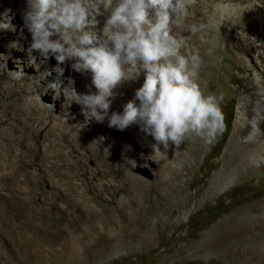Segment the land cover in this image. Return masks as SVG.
Returning a JSON list of instances; mask_svg holds the SVG:
<instances>
[{
  "label": "rangeland",
  "instance_id": "374dc122",
  "mask_svg": "<svg viewBox=\"0 0 264 264\" xmlns=\"http://www.w3.org/2000/svg\"><path fill=\"white\" fill-rule=\"evenodd\" d=\"M234 2L242 6L240 11L227 13L226 9H221L216 12L210 3V6L200 10L193 23L183 24L188 28L186 31L177 30L187 42L194 33L192 27L203 25L198 31V38L206 43V51L212 49L211 43L215 40L217 51L210 64L216 81L217 91L214 95L224 96L221 107L225 118L223 133L212 144L203 147L195 162L191 156L188 157L187 162L194 164V170L182 171L177 179L171 181L183 190L184 195L173 196L166 184L155 186L156 175H153L151 166L131 163L132 178L140 177L146 187L141 199H138L140 195L130 184L122 180L114 182L116 186L112 194L98 192L99 198L94 199L101 182L109 184L113 182L112 177L93 182L94 188L89 190L84 205L96 209L105 205L112 214L108 222H103L89 218L85 206L76 207L71 203L64 184L56 177H48L42 170L36 171L40 175L36 183L18 176L16 180H8V190L0 193V264H264V260L231 258L226 255L228 247L223 244L209 245L215 225L232 215L236 207L246 205L242 194L247 182L257 185L264 175L260 166L249 172L243 169L240 177L233 175L231 182L222 187L213 182L206 184V175H203L205 170L210 171L211 164L223 162L232 139L233 122L239 105L251 104L249 91L254 86H261L264 81V38H261L264 34V0H254L255 3L247 0ZM189 14H192L191 8ZM13 18L7 15L5 23L4 20L1 22L7 26ZM4 35L13 41L16 34ZM242 35L247 37L244 44L246 51L238 49L234 43ZM257 38L260 40L256 42ZM14 49L20 50L21 46H14L10 55L0 49V63L11 64L8 71L12 75V83H21L22 74L15 73L16 67L13 66L19 51ZM35 63L38 64L36 60ZM220 70L224 73L219 78ZM38 72L40 74L41 71ZM61 73L65 77L71 75L67 68ZM48 74L54 76L55 72L52 69L43 71L46 81ZM249 79L251 83H247ZM201 82L205 84L204 79ZM39 84L40 81H37L31 88L35 89ZM83 84H91V80ZM139 87L135 86L134 92ZM45 90L52 93L48 86ZM23 98L30 100L31 107L36 100L43 102L32 93H24ZM13 102L14 98H11L9 104ZM45 103L47 108L55 109V113L65 118L55 105ZM21 104L24 105L23 99ZM83 140L90 138L84 137ZM121 158L120 152L117 162ZM86 164L101 168L94 159H88ZM220 165L213 175L221 169ZM115 173L113 171L111 176ZM33 187L44 195L37 201L30 198ZM263 196L264 183L261 191L251 199L257 200ZM129 197L134 199L131 204H127ZM85 226L91 229L87 238L82 237Z\"/></svg>",
  "mask_w": 264,
  "mask_h": 264
},
{
  "label": "bare ground",
  "instance_id": "6f19581e",
  "mask_svg": "<svg viewBox=\"0 0 264 264\" xmlns=\"http://www.w3.org/2000/svg\"><path fill=\"white\" fill-rule=\"evenodd\" d=\"M247 2L251 3L254 0H247ZM210 3L216 12L226 9L227 13H235L242 9V6L234 0H196V3L190 7L192 14H188L184 24L193 23L200 10L210 6ZM9 7H12L11 11ZM23 7L25 10L22 9ZM26 9L27 0H0V49L8 55L14 46H21L20 50L14 49L19 51V57L13 60L16 63L13 66L16 67L15 73L21 72L22 74L21 83H12V75L8 71L11 64L0 63L2 64L0 68V193L8 190V180H16L18 176L32 179L36 183L40 178L36 171L42 170L46 176L56 177L64 184V190L70 202L76 207L85 206L89 190L94 188L93 182L103 181L108 177H112L113 182L109 184L101 182L99 189L94 193L96 194L94 199L99 198L98 192L112 194L116 186L114 182L118 180H122L125 184L129 183L140 195L138 199H141L146 187L140 177L132 178L129 165L133 163L151 166L153 175H156L155 186L169 185L173 196H183V190L171 181L177 179L182 171H193L194 164H188V157L191 156L195 162L203 147L209 144L196 136L187 137L179 147L170 142L167 156L156 158L157 162L152 158V145L156 141L152 136L142 132L139 125H132L121 131L115 127H109L107 119L103 123L94 119L86 120L82 114L81 105L75 102L66 105L63 89L69 85L70 90L72 85L78 93L95 92L94 86L83 84L84 81L91 80L92 73L75 71L72 68L73 60L60 64L54 56L44 59L36 50L30 53L32 36L23 20ZM101 13L97 16L98 34L101 33L110 14L104 12L103 6H101ZM7 15L14 17V21L12 20L10 25L5 26ZM196 26L199 25L196 24ZM187 29V26L183 25L180 31ZM5 33H15L14 40L7 39ZM198 35V31L194 32L187 40V44L190 49L195 50L196 48L204 61L199 73L201 87L206 92L215 94L216 81L210 62L215 59L217 45L214 40L211 43L212 49L206 51L204 48L206 43H202ZM55 38L57 37H53ZM261 38H264V34ZM246 40L247 37L242 35L234 40V43L238 49L246 51L244 46L247 43ZM259 40L260 38H257L256 42ZM32 57H35L38 64L31 62ZM65 68L71 72L68 77L63 76L60 71ZM48 69L54 70L55 75L48 74V81H46L43 71L48 72ZM240 69L244 70L242 67ZM38 71L42 73L38 74ZM223 73L222 70L219 71V78ZM144 79L145 74L142 72L138 79L120 86L110 106L109 114L122 112L123 105L135 96V86H142ZM201 79L205 80V84H202ZM37 81H40V84L32 89V85ZM43 81L46 84H43ZM247 83H251L250 79ZM47 86L51 89V94L46 92ZM57 91H59L58 96ZM24 93H32L43 99V102L33 99L35 103L31 107L30 100L23 98ZM249 93L253 102L239 105L233 122L232 139L227 147L224 160L211 164L210 171L205 170L203 175H206V184L213 182L216 186L222 187L231 182L233 175L240 177L243 169L249 172L252 168L260 166L264 170V81L261 86L251 88ZM11 98H14V102L9 104ZM21 99L24 105L21 104ZM44 101L55 105L65 118L55 113V109L47 108ZM32 109L35 111L33 112ZM52 131L55 133L51 134ZM84 137L90 140L84 141ZM68 147L71 149L65 150ZM160 147L164 151L163 146ZM120 152L122 158L117 162ZM88 159H94L101 165V168H92L87 165ZM177 163L178 166H176ZM219 165L221 169L213 175V171ZM113 171L116 173L111 176ZM260 179L257 185L247 182L242 194L246 205L243 208L236 207L232 215L224 218L212 230L213 237L209 245L223 244L226 248L228 247L226 255L231 258L245 261L264 260V196L257 200L251 199L261 191L264 175ZM42 196H44L43 193L38 191L37 187L30 189L31 199L37 201ZM133 201L134 199L129 197L127 204ZM85 207L89 218L108 222L112 216L105 205L97 209ZM90 230L85 226L82 237L87 238Z\"/></svg>",
  "mask_w": 264,
  "mask_h": 264
},
{
  "label": "clouds",
  "instance_id": "9594fccd",
  "mask_svg": "<svg viewBox=\"0 0 264 264\" xmlns=\"http://www.w3.org/2000/svg\"><path fill=\"white\" fill-rule=\"evenodd\" d=\"M195 3L27 0L23 20L32 36L29 52L36 50L44 59L54 56L60 64L73 60L75 71L91 72V86L96 91L78 93L68 85L63 89L66 105L75 102L81 105L86 120L103 123L107 119L109 127L121 131L139 125L156 141L152 158L157 161L167 156L170 142L179 147L187 137L196 136L212 144L225 129L224 96L201 87L202 58L177 31ZM101 6L110 14L98 34ZM202 27L191 30L197 32ZM31 62L35 63V57ZM141 72L145 79L135 96L123 105L122 112L109 114L117 89L138 79Z\"/></svg>",
  "mask_w": 264,
  "mask_h": 264
}]
</instances>
